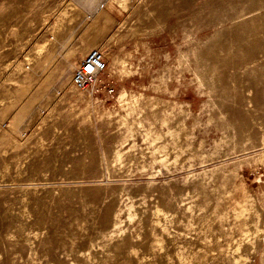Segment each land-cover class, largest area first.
Segmentation results:
<instances>
[{
    "label": "rangeland",
    "instance_id": "1",
    "mask_svg": "<svg viewBox=\"0 0 264 264\" xmlns=\"http://www.w3.org/2000/svg\"><path fill=\"white\" fill-rule=\"evenodd\" d=\"M0 264H264V0H0Z\"/></svg>",
    "mask_w": 264,
    "mask_h": 264
},
{
    "label": "built area",
    "instance_id": "2",
    "mask_svg": "<svg viewBox=\"0 0 264 264\" xmlns=\"http://www.w3.org/2000/svg\"><path fill=\"white\" fill-rule=\"evenodd\" d=\"M106 70L107 61L103 52L99 49L91 50L73 69L70 85L74 91L87 96H111L114 93L112 86L106 81L101 82Z\"/></svg>",
    "mask_w": 264,
    "mask_h": 264
},
{
    "label": "bare ground",
    "instance_id": "3",
    "mask_svg": "<svg viewBox=\"0 0 264 264\" xmlns=\"http://www.w3.org/2000/svg\"><path fill=\"white\" fill-rule=\"evenodd\" d=\"M117 100H118V103L119 104L123 105L127 101V93H125V91H122L120 93V95L118 96V99Z\"/></svg>",
    "mask_w": 264,
    "mask_h": 264
}]
</instances>
